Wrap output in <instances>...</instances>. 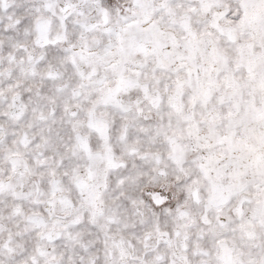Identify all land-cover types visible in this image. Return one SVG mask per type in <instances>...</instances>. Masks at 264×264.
<instances>
[{"label": "snow or ice", "instance_id": "obj_1", "mask_svg": "<svg viewBox=\"0 0 264 264\" xmlns=\"http://www.w3.org/2000/svg\"><path fill=\"white\" fill-rule=\"evenodd\" d=\"M0 264H264V0H0Z\"/></svg>", "mask_w": 264, "mask_h": 264}]
</instances>
